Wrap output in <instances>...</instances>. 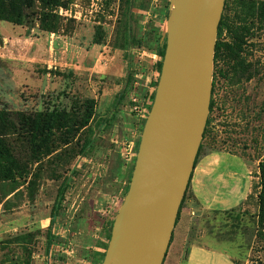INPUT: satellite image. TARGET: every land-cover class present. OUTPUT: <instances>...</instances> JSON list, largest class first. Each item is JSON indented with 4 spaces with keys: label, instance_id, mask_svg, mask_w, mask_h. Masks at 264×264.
Listing matches in <instances>:
<instances>
[{
    "label": "rangeland",
    "instance_id": "obj_1",
    "mask_svg": "<svg viewBox=\"0 0 264 264\" xmlns=\"http://www.w3.org/2000/svg\"><path fill=\"white\" fill-rule=\"evenodd\" d=\"M64 1L66 7L56 10V33L41 29L39 5L31 11L30 23L0 21V110L15 121L17 130L7 142L24 167L23 177L0 181V264L66 260L46 254L59 190L66 181V196L81 190L85 215L103 188L88 159H104L111 135L138 141L143 119L135 107L144 104L149 110L159 76V37L172 20L166 12L173 15L178 0H136L131 18L127 0ZM221 20L217 43L226 46L216 61L214 56L210 111L195 164L236 157L245 167L246 197L230 210H205L195 204L188 186L170 245L178 234L190 233L192 239L227 251L236 264H264V223L258 219V166L264 162V7L252 14L247 5L226 0ZM91 108L89 126L77 130ZM53 110H65L76 125L54 130V149L46 155L29 141L18 114ZM132 128L137 134L133 139L128 134ZM89 141L93 144L84 156L82 147ZM128 188L127 177L123 197Z\"/></svg>",
    "mask_w": 264,
    "mask_h": 264
},
{
    "label": "water",
    "instance_id": "obj_2",
    "mask_svg": "<svg viewBox=\"0 0 264 264\" xmlns=\"http://www.w3.org/2000/svg\"><path fill=\"white\" fill-rule=\"evenodd\" d=\"M226 0H178L128 191L102 264H163L210 111Z\"/></svg>",
    "mask_w": 264,
    "mask_h": 264
},
{
    "label": "crops",
    "instance_id": "obj_3",
    "mask_svg": "<svg viewBox=\"0 0 264 264\" xmlns=\"http://www.w3.org/2000/svg\"><path fill=\"white\" fill-rule=\"evenodd\" d=\"M139 107L146 109L144 104ZM133 130L129 129L128 133L132 134V139L137 135ZM140 137L136 142L130 137L111 135L112 144L106 148L104 159H88L93 172L97 170L100 175L103 188L85 215H81L86 198L81 195V190H73L65 195V206L59 211L52 230L54 242L51 254L66 258L57 261L58 264H100L99 256L105 252L104 245L108 243V225L115 219L124 200V185L127 177L129 180ZM83 160H87L86 157ZM245 175L244 164L239 159L224 155L220 161L203 162L195 166L189 191L195 204L202 209L230 210L245 200ZM82 224L87 227L83 229ZM83 235L87 237L85 241L80 240ZM191 237L190 233L178 234L169 246L163 264H236L227 251ZM55 239L63 243L56 244ZM79 251L80 256L76 254Z\"/></svg>",
    "mask_w": 264,
    "mask_h": 264
},
{
    "label": "trees",
    "instance_id": "obj_4",
    "mask_svg": "<svg viewBox=\"0 0 264 264\" xmlns=\"http://www.w3.org/2000/svg\"><path fill=\"white\" fill-rule=\"evenodd\" d=\"M127 12L126 14L129 17H132V11L135 7L136 0H127ZM237 2L241 5H247L252 11V14H256L257 12H262L264 7V2H256L254 0H237ZM66 1L64 0H0V21L8 22L13 25H24L26 23H30L31 11L40 6L41 11L39 13V21L41 29L45 32L56 33L60 26V17L58 12L56 11L60 7H66ZM252 5V6H249ZM167 16H170V12H166ZM224 25V20H221L219 26V32H221ZM166 40L167 34L163 32L159 37V44L156 49L157 55L160 57V61L157 62V70L158 75L160 76L162 61L165 54L166 49ZM226 44L217 43L215 48V61L221 56V51ZM233 53L238 55L236 50H233ZM129 76V74H128ZM158 79L155 83L154 92L151 97V105L149 106V111L151 109L153 99L155 96L156 87L158 84ZM129 81V77L126 79ZM127 85L122 92L119 93L118 99L123 97V92L126 89ZM19 122L22 126V129L28 135L29 141L33 144L35 149L42 154H50L54 149L51 146V137L54 130H60L63 128H73L76 125V121L72 122V119L65 110H53V111H45V112H37L34 115H25L23 113L18 114ZM93 117L92 108L88 110L86 114L83 116L82 120L77 124V130L84 129L89 126V123ZM146 119H143L141 133L143 131V127ZM73 124V125H72ZM17 130V126L15 121L11 117L9 112L0 110V181H14L17 177L24 176V167L19 161L14 157L8 142L7 136ZM140 142V140H139ZM139 142L137 145V151L139 147ZM93 142H87L82 147V152L88 151V149L92 146ZM196 163V162H195ZM135 164V161H134ZM134 164L132 167V171L134 168ZM259 179H260V193L258 195L259 201V213L258 219L260 223H264V162L259 163ZM132 171L129 177V183L132 176ZM68 189V182H64L62 187L59 190L52 215L51 221L47 230V247L46 254H49L54 242L53 236V228L55 225L56 217L59 211L62 208L63 201L65 200V195ZM184 200V199H183ZM181 209V208H180ZM180 214V211H179ZM179 214L177 219L179 218ZM114 220L108 225L107 229V239L108 242L111 238V231ZM108 243L104 245L105 252L107 250ZM105 252L102 254V260H104ZM26 264H30L26 262Z\"/></svg>",
    "mask_w": 264,
    "mask_h": 264
},
{
    "label": "built area",
    "instance_id": "obj_5",
    "mask_svg": "<svg viewBox=\"0 0 264 264\" xmlns=\"http://www.w3.org/2000/svg\"><path fill=\"white\" fill-rule=\"evenodd\" d=\"M135 110L137 111V113L139 114V116L141 117V119H146L147 115L149 113V110H146L144 108L141 107H136Z\"/></svg>",
    "mask_w": 264,
    "mask_h": 264
}]
</instances>
